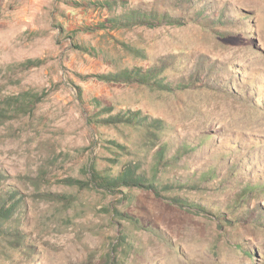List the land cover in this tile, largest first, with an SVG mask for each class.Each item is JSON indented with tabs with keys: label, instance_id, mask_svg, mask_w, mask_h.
Returning <instances> with one entry per match:
<instances>
[{
	"label": "rangeland",
	"instance_id": "374dc122",
	"mask_svg": "<svg viewBox=\"0 0 264 264\" xmlns=\"http://www.w3.org/2000/svg\"><path fill=\"white\" fill-rule=\"evenodd\" d=\"M134 68L172 89L98 78ZM0 197V264H264V0H0Z\"/></svg>",
	"mask_w": 264,
	"mask_h": 264
},
{
	"label": "trees",
	"instance_id": "16d2710c",
	"mask_svg": "<svg viewBox=\"0 0 264 264\" xmlns=\"http://www.w3.org/2000/svg\"><path fill=\"white\" fill-rule=\"evenodd\" d=\"M107 3L106 1L104 4ZM112 25L118 26H131L136 24H146V25H155V22L166 21L168 24L178 23L177 19H173L167 13L159 14L156 11H142L141 9H134L126 12L123 15L114 16L110 19ZM223 35L225 39H229V33H224ZM98 78L104 82H125V83H140L142 85L154 84L161 89L171 90L170 84H164L163 81L158 77V72H154V70L143 71L141 68H134L132 70L125 69L123 71L118 72H110L108 74H100ZM182 86V85H180ZM106 112H103L106 116L102 118V122L106 124L112 123H120L127 126H134V128L138 130H144L146 132L152 131H167V127L165 126L164 121L160 119H151L149 116H144L140 111L135 112H117L112 114L113 109L106 107ZM165 151V150H164ZM164 151H160V157H157L158 164L164 158ZM145 178V173L138 172L137 166L126 165L122 172L119 174L113 175L111 173H105L104 171L93 169L91 174L90 183L95 188H102L104 190H111L114 187H129L132 185L144 186L143 179ZM154 179V178H153ZM151 178L150 181L153 180ZM145 186L155 187V184H147ZM247 191L249 189L246 187L244 189V193L241 195V200H245L247 196ZM183 203L193 204L194 202L188 201L187 199H182ZM13 205L8 208H12ZM13 215V210H8L7 207L4 206V199L0 197V219H9Z\"/></svg>",
	"mask_w": 264,
	"mask_h": 264
}]
</instances>
